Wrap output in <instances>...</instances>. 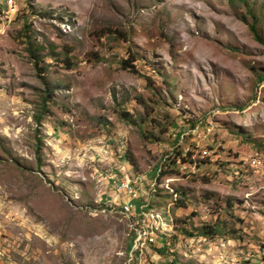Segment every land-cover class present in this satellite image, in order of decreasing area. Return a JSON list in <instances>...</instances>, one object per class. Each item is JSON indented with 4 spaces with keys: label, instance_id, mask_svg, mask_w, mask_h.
<instances>
[{
    "label": "rangeland",
    "instance_id": "1",
    "mask_svg": "<svg viewBox=\"0 0 264 264\" xmlns=\"http://www.w3.org/2000/svg\"><path fill=\"white\" fill-rule=\"evenodd\" d=\"M0 264H264V0H0Z\"/></svg>",
    "mask_w": 264,
    "mask_h": 264
},
{
    "label": "trees",
    "instance_id": "2",
    "mask_svg": "<svg viewBox=\"0 0 264 264\" xmlns=\"http://www.w3.org/2000/svg\"><path fill=\"white\" fill-rule=\"evenodd\" d=\"M28 29H29V27L26 24H24L23 37L26 40V43L28 45V51H29L30 55L32 56V58L34 59L35 64L37 65V62L41 61L39 53L44 48H43L42 45L34 44L32 42L33 40L31 38V36L28 34V31H29ZM250 30L253 32L254 37L259 42H262V39L259 36L258 32L256 31V28H255L254 24L250 25ZM125 64H126V61H123L122 65L125 66ZM126 68L127 69L128 68H132V66L129 65V66H126ZM44 70L46 71L47 69H44ZM262 77L263 76H261V77L259 76V78H262ZM44 92L46 93L47 96H45V98L43 99V103H42L43 106L46 105L47 99H48L47 97L51 96V94L53 93V89L52 90L45 89ZM43 106L41 107L40 114L35 117L36 123H40V121L42 119V116H43L42 108H44ZM121 116H123V118L125 119V121L127 123H131V124L134 123V121H132V119L128 117V114L126 112H121ZM242 137L245 138V139H251V136H242ZM189 156H190V154H185V156H182L181 152H177L176 153L177 160H179L183 164H186V163L193 164V162H190V160H188ZM172 163L174 164L175 162H172ZM160 174L163 175L164 173L162 172ZM181 194H182V196H184L183 193H181ZM182 200H179L178 203L180 204L181 207H184L185 204H184V202ZM145 210H147V209L143 208V209L140 210V209L136 208V211H138V212L145 211ZM177 232L180 234V236L185 237V238H191V237H194V236H202V237H205V238H215V237H220L221 238V237L224 236L223 227L222 226L220 227V224H218V223L202 225L201 227L193 228L192 230H188L186 228V223L183 222V225L177 230ZM234 232H235L234 229H232V230H230L229 234H234ZM175 239L176 238H174V240ZM165 244H168V243L165 241Z\"/></svg>",
    "mask_w": 264,
    "mask_h": 264
},
{
    "label": "built area",
    "instance_id": "3",
    "mask_svg": "<svg viewBox=\"0 0 264 264\" xmlns=\"http://www.w3.org/2000/svg\"><path fill=\"white\" fill-rule=\"evenodd\" d=\"M142 181L143 180L141 177L140 178L137 177L131 181L121 182V183L117 184V187L119 190H122L124 193H126L130 196L128 201L123 203L119 208H120V212L123 215H126L129 222L133 224L131 232H132V237L135 238L134 241L136 240V238H138L139 240L142 239V235H143L142 232H144V228L142 225L144 223V219H146L145 213H143V211H141V212H139V214H137V219L138 218L141 219L142 224L139 223L138 221L131 219V218L134 219V215L132 213L134 211L132 201L139 197L140 194H139L138 187L142 186ZM131 213H132V216L130 217L129 214H131ZM135 250H140V249L136 248Z\"/></svg>",
    "mask_w": 264,
    "mask_h": 264
}]
</instances>
